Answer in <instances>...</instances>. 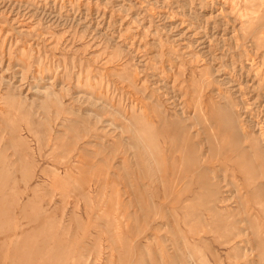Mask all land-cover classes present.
Returning a JSON list of instances; mask_svg holds the SVG:
<instances>
[{"label":"rangeland","instance_id":"374dc122","mask_svg":"<svg viewBox=\"0 0 264 264\" xmlns=\"http://www.w3.org/2000/svg\"><path fill=\"white\" fill-rule=\"evenodd\" d=\"M263 49L264 0H0V264H264Z\"/></svg>","mask_w":264,"mask_h":264},{"label":"bare ground","instance_id":"6f19581e","mask_svg":"<svg viewBox=\"0 0 264 264\" xmlns=\"http://www.w3.org/2000/svg\"><path fill=\"white\" fill-rule=\"evenodd\" d=\"M242 28L244 29V32L241 33V32L239 31V32L237 33V35H236V39H241V40H243V39H245L246 37H249V36L252 37V35L254 34V31H255V30H253L252 28L249 29V27H247L246 24H243V25H242ZM257 28H258V26H257ZM257 28H256V29H257ZM254 35H255V34H254ZM261 35H262V34H261ZM258 36H259V35H258ZM232 37H233V36H232ZM260 37H261V36H260ZM238 42H239V41H238ZM248 43H249V42H248ZM248 43H247V44H248ZM220 44H221V43H220ZM236 44H237V42H236ZM242 44H243V43H242ZM242 44H239V45H242ZM237 45H238V44H237ZM237 45H236V46H237ZM244 45H245V43H244ZM248 46H249V45H248ZM238 48H239V47H238ZM247 48H249V47H247ZM252 49H253V48H252ZM263 50H264V49H263ZM260 52H261V51H260ZM245 54H246V53H245ZM250 54H251V53H250ZM246 55H247V54H246ZM254 56H255V54H254ZM238 59H239V58H238ZM250 59H251V58H250ZM252 60H253V59H252ZM254 60H255V59H254ZM251 63H253V62H251ZM251 81H252V80H251ZM207 85H208V84H207ZM249 85H250V84H249ZM248 100H249V99H248ZM245 105L247 106V104H245ZM144 106H145V105H144ZM159 106H160V105H159ZM249 106H250V105H249ZM200 107H201V105H200ZM236 107H237V106H236ZM143 108L145 109V107H143ZM168 108H169V107H168ZM201 108H202V107H201ZM200 110H201V109H200ZM159 111H160V110H159ZM208 111H209V110H208ZM213 111H214V110H213ZM202 112H203V110H202ZM207 113H208V112H207ZM214 113H215V112H214ZM174 114H175V113H174ZM174 114H173V115H174ZM254 114H255V113H254ZM161 115H162V114H161ZM203 116H204V115H203ZM175 117H176V115H175ZM177 117H178V116H177ZM177 117H176V119H177ZM181 118H182V117H181ZM186 118H187V117H185V119H186ZM204 118H205V117H204ZM176 119H175V120H176ZM169 120H170V119H169ZM206 120H207V119H206ZM207 122H208V120H207ZM146 123H147V122H146ZM240 123H241V122H239V124H240ZM209 124H211V123H209ZM241 124H242V123H241ZM234 125H235V123H234ZM253 125H254V124H253ZM180 127H181V126H180ZM180 127H179V129H180ZM182 127H183V126H182ZM253 127H254V126H253ZM253 127H252V128H253ZM240 128H241V126H240ZM261 129H262V128H261ZM183 130H184V129H183ZM183 130H182V131H183ZM243 130H244V129H243ZM253 130H254V129H253ZM253 130H252V131H253ZM249 131H250V130H249ZM249 131L247 132V131L244 130V131H242V132H244V134H245L246 137H249V134H251V132H249ZM256 131H257V130H256ZM174 132H176V131H174ZM238 132L241 134V130L239 131V129H238ZM238 132H237V133H238ZM169 133H171V132H169ZM180 133H181V132H180ZM239 133H238V135H239ZM173 134H174V133H173ZM177 134H178V132H177ZM233 134H234V133H233ZM252 134H253V133H252ZM170 135H171V134H170ZM174 136H175V135H174ZM214 136H215V135H214ZM218 136H219V135H218ZM251 136H252V135H251ZM169 137H170V136H169ZM215 137H216V136H215ZM152 138H153V137H152ZM237 138H238V137H237ZM254 138H256V137H254ZM261 138H262V139L264 138V137H262V133H261ZM136 139H137V138H136ZM147 139H148V138H147ZM170 139H171V138H170ZM216 139H217V138H216ZM233 139H234V138H233ZM153 140H154V139H153ZM156 140H157V139H156ZM168 140H169V139H168ZM172 140H173V139H172ZM254 140H256V139H254ZM163 141H165V140H163ZM174 141H175V140H174ZM156 142H157V141H156ZM169 142H170V141H169ZM217 142H218V141H217ZM255 143H256V142H255ZM163 144H164V143H163ZM164 145H165V144H164ZM161 150H163V149H161ZM245 151H247V150H245ZM245 151H244V152H245ZM206 153H207V152H206ZM242 154H243V153H242ZM205 156H206V155H205ZM177 159H178V158H177ZM187 159H188V158H187ZM191 159H192V158H191ZM191 159H190V160H191ZM193 159H194V158H193ZM193 159H192V160H193ZM248 160H249V159H248ZM248 160H247V161H248ZM198 161H199V160H198ZM262 161H263V160H262ZM262 161H261V162H262ZM150 162H151V161H150ZM187 162H188V161H187ZM189 162H190V161H189ZM250 162H252V161H250ZM182 163H183V162H182ZM247 163H248V162H247ZM187 164H188V163H187ZM196 164H197V163H196ZM198 164H199V163H198ZM204 164H205V163H204ZM204 164H203V165H204ZM251 164H252V163H251ZM163 165H164V164H163ZM189 165H190V163H189ZM191 165H192V164H191ZM181 166H183V164H182ZM190 167H191V166H190ZM186 168H187V167H186ZM200 168H201V167H200ZM202 168L205 169L204 167H202ZM202 168H201V169H202ZM190 169H191V168H190ZM190 169H189V170H190ZM202 171H203V170H202ZM252 171H253V170H252ZM191 172H192V171H191ZM260 173H261V172H260ZM254 174H256V173H254ZM191 175H192V174H191ZM196 178H197V177H196ZM245 179H247V178H245ZM200 180H201V179H200ZM240 180H241V179H240ZM248 180H249V179H248ZM240 184H241V183H240ZM242 185H243V184H242ZM219 189H220V188H219ZM217 190H218V188H217ZM246 191H247V190H246ZM246 191H245V192H246ZM211 193H213V192H211ZM248 193H249V192H248ZM213 194H214V193H213ZM217 196H218V193H217ZM224 196H225V195H224ZM248 196H249V195H248ZM219 197H220V196H219ZM249 197H250V196H249ZM216 200H217V199H216ZM231 200H232V199H231ZM216 202H217V201H216ZM259 202H260V200H259ZM217 203H218V202H217ZM229 203H230V202H229ZM216 205H217V204H216ZM230 205H231V204H230ZM224 207H225V206H224ZM230 207H232V206H230ZM235 207H236V206H235ZM237 207H238V206H237ZM237 207H236V208H237ZM217 208H218V207H217ZM220 208H221V207H220ZM220 208H218V209H220ZM236 211H237V210H236ZM254 212H255V211H254ZM254 212H253V214H254ZM253 214H252V215H253ZM252 215H251V217H252ZM258 215H260V214L258 213ZM233 216H234V214H233ZM234 217H235V216H234ZM231 218H233V217L231 216ZM237 219H238V218H237ZM263 219H264V216H263ZM231 220H232V219H231ZM231 220H230V221H231ZM228 221H229V220H228ZM234 221H235V220H234ZM237 222H238V221H237ZM232 223H233V222H232ZM263 223H264V220H263ZM237 224H238V223H237ZM232 225H233V224H232ZM230 226H231V224H230ZM232 227H233V226H232ZM263 227H264V226H263ZM240 228H241V227H240ZM228 232H229V231H228ZM263 232H264V231H263ZM228 234H229V233H228ZM228 234H227V235H228ZM234 234H235V233H234ZM230 235H231V234H230ZM256 235H257V234H256ZM258 235H259V234H258ZM233 237H234V236H232V238H233ZM225 238H227V236H226ZM234 240H235V238H234ZM232 241H233V240H232ZM226 242H228V241H226ZM229 242H230V241H229ZM223 243H225V242H223ZM216 244H217V243H216ZM218 244H219V243H218ZM229 244H231V243H229ZM216 246H217V245H216ZM220 247H221V246H220ZM224 247H225V246H224ZM216 248H217V247H216ZM227 248H228V247H227ZM262 249H263V247L261 248V250H262ZM262 251H263V250H262ZM219 253H220V252H219ZM224 254H226V253H224ZM225 256H226V255H225ZM233 259H234V258H233ZM223 260H224V259H223ZM192 261H193V260H192ZM226 261H227V260H226ZM228 261H229V260H228ZM220 262H221V260H220ZM206 263H207V262H206ZM221 263H222V262H221ZM219 264H220V263H219ZM222 264H223V263H222ZM240 264H241V263H240Z\"/></svg>","mask_w":264,"mask_h":264}]
</instances>
